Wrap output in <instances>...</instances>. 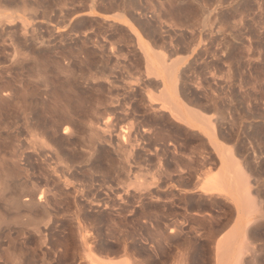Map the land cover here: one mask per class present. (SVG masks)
<instances>
[{"label":"rangeland","instance_id":"374dc122","mask_svg":"<svg viewBox=\"0 0 264 264\" xmlns=\"http://www.w3.org/2000/svg\"><path fill=\"white\" fill-rule=\"evenodd\" d=\"M260 241L264 0H0V264H254Z\"/></svg>","mask_w":264,"mask_h":264},{"label":"bare ground","instance_id":"6f19581e","mask_svg":"<svg viewBox=\"0 0 264 264\" xmlns=\"http://www.w3.org/2000/svg\"><path fill=\"white\" fill-rule=\"evenodd\" d=\"M174 4V3H173ZM219 10V9H218ZM216 15V14H215ZM214 15V16H215ZM160 17V16H159ZM217 18V17H216ZM222 19V18H221ZM218 20V19H217ZM214 23H216L215 21H214ZM217 24V23H216ZM219 32V31H218ZM152 41V40H151ZM148 43V42H147ZM139 45H141L140 43H139ZM141 47V46H140ZM158 47V46H157ZM156 47V48H157ZM142 48V47H141ZM140 48V49H141ZM150 49H151V47H150ZM153 50V49H152ZM161 51V50H160ZM152 52V51H151ZM158 52V54H159V51H157ZM142 53H143V58H144V62H145V64H146V67L148 68V69H150L151 70V72L152 73H154L155 72V69H154V67H156V65H161L164 69H165V73H166V75H167V77H168V81H169V83H172V85H173V88H174V94H176V62H173L172 64H167V61H166V58H165V56H161L160 54L159 55H154V56H156V58H157V61H154L153 60V58L151 57V55H150V53H149V51L147 50V49H144L143 51H142ZM226 55V54H225ZM158 72V71H157ZM156 72V73H157ZM158 76V75H157ZM258 81V80H257ZM256 82V81H255ZM262 82V81H261ZM245 83V82H244ZM247 83V82H246ZM241 84V83H240ZM255 86V85H254ZM255 88H256V86H255ZM259 87H257V89H258ZM73 90V89H72ZM166 91H167V87H166ZM260 91V90H259ZM170 92V91H169ZM70 94V93H69ZM74 94V93H73ZM178 94V93H177ZM260 95V94H259ZM248 96V95H247ZM256 96V95H255ZM59 97V96H58ZM72 97V96H71ZM69 99V98H68ZM166 101H164V103H162L161 105H163V109L165 110H167V112H169L170 114H171V116H173V118H177V119H181V120H184L185 118H186V116H191V115H193V114H196V113H194L193 112V110L194 109H189V108H186V110L185 111H182L181 110V108L179 107V105L176 103V97H175V95L174 96H172V95H169V93H167V97H166ZM55 100V99H54ZM66 100V99H65ZM46 102V101H45ZM60 103V102H59ZM93 104V103H92ZM186 104V103H185ZM44 105V104H43ZM62 106H64V105H62ZM185 106V105H184ZM68 107V106H67ZM102 107V106H101ZM161 107V106H160ZM188 107V106H187ZM63 108V107H62ZM192 108V107H191ZM87 109V108H86ZM156 109V108H155ZM46 110V109H45ZM88 112V111H87ZM157 112V111H156ZM47 113V112H46ZM50 113V112H49ZM60 113V112H59ZM104 113V112H103ZM166 113V112H165ZM43 114V113H42ZM149 114V113H148ZM151 114V113H150ZM69 115V114H68ZM77 115V114H76ZM94 115H95V113H94ZM93 115V116H94ZM82 116V115H81ZM90 116H91V114H90ZM92 116V117H93ZM157 116V115H156ZM196 116L198 117V118H196V119H199V116L196 114ZM60 117V116H59ZM52 118V117H51ZM95 118V117H94ZM99 118V117H98ZM192 118V117H191ZM26 119V118H25ZM53 119V118H52ZM116 119V118H115ZM203 119V118H202ZM59 120V119H58ZM66 120L68 121V119L66 118ZM65 120V121H66ZM81 120V119H80ZM181 120H179V121H181ZM200 120V119H199ZM66 121V122H67ZM90 121V120H89ZM113 121V120H112ZM137 121V120H136ZM186 121V120H185ZM185 121H184V123H185ZM204 121V120H203ZM58 122V121H57ZM111 122V121H110ZM34 123V122H33ZM88 123V122H87ZM186 123H188L187 121H186ZM207 123V122H206ZM54 124H56V123H54ZM71 124V123H70ZM114 124V123H113ZM116 124V123H115ZM204 124V123H203ZM213 124V123H212ZM82 125V124H81ZM210 126H212V125H210ZM81 127V126H80ZM90 127V126H89ZM97 127V126H96ZM99 127V126H98ZM101 127V126H100ZM112 127V126H111ZM114 127H116V126H114ZM207 128H208V124H207V126H206ZM34 129V128H33ZM101 129V128H100ZM211 129V128H210ZM78 130V129H77ZM102 130V129H101ZM106 130V129H105ZM212 130V129H211ZM214 130V129H213ZM210 131V133L207 135L208 136V139H209V141L208 142H210V145H212L211 144V142L213 143H215V144H213V145H216L217 143H216V140H215V130L214 131ZM70 131V130H69ZM72 131V130H71ZM83 131V130H82ZM90 131V130H89ZM95 131H97V129L95 130ZM123 131V130H122ZM127 131V130H126ZM145 131V130H144ZM148 131V130H147ZM115 132V131H114ZM218 132V131H217ZM30 133H32V132H30ZM77 133V132H76ZM97 133V132H96ZM102 133V132H101ZM106 133V132H105ZM126 133V132H125ZM142 133V132H141ZM145 133V132H144ZM34 134V133H33ZM36 134V133H35ZM43 134V133H42ZM50 134V133H49ZM48 134V135H49ZM69 134H71V133H69ZM41 135V134H40ZM109 135V134H108ZM124 135V134H123ZM129 135V134H128ZM38 137V136H37ZM36 137V138H37ZM90 137V136H89ZM99 137V136H98ZM104 137V136H103ZM33 138H34V136H33ZM90 139V138H89ZM105 139V138H104ZM32 140V139H31ZM40 140V139H39ZM46 140V139H45ZM33 141H35L34 139H33ZM37 141V140H36ZM42 141H43V139H42ZM86 141V140H85ZM108 141V140H107ZM38 142V141H37ZM44 142H46V141H44ZM92 142V141H91ZM130 142V141H129ZM128 142V143H129ZM41 143V142H40ZM76 143V142H75ZM68 145V144H67ZM101 145V144H100ZM114 145V144H113ZM212 145V146H213ZM29 146V145H28ZM32 146V145H31ZM48 146V145H47ZM75 146V145H74ZM36 147V146H35ZM57 147V146H56ZM78 147V146H77ZM87 147H88V145H87ZM40 148V147H39ZM49 148V147H48ZM113 148V147H112ZM128 148V147H127ZM53 149V148H52ZM54 149H55V147H54ZM79 149V148H78ZM217 149H218V152H219V154H221V156H222V158L224 159L225 157H226V159L228 158L227 156H228V154H226V155H224V153H222V151H221V149H220V146L217 144ZM38 150H40V149H38ZM58 150V149H57ZM94 150V149H93ZM131 150V149H130ZM227 150V149H226ZM48 151V150H47ZM64 151V150H63ZM82 151V150H81ZM84 151V150H83ZM88 151V150H87ZM109 151V150H108ZM119 151V150H118ZM230 151V150H229ZM42 152V151H41ZM46 152V151H45ZM57 152V151H56ZM70 153V152H69ZM87 153V152H86ZM89 153V152H88ZM87 153V154H88ZM92 153V152H91ZM217 153V152H216ZM227 153V152H226ZM131 154V153H130ZM231 154V153H230ZM44 155V154H43ZM58 155V154H57ZM92 155V154H91ZM126 155V154H125ZM121 156H122V154H121ZM120 156V157H121ZM38 157H39V155H38ZM57 157V156H56ZM80 157V156H79ZM114 157V156H113ZM72 158V157H71ZM116 158V157H115ZM57 159H59V158H57ZM90 159V158H89ZM97 159V158H96ZM66 160V159H65ZM105 160V159H104ZM116 160V159H115ZM57 161V160H56ZM106 161V160H105ZM119 161H121V160H119ZM55 162V161H54ZM61 162V161H60ZM65 162V161H64ZM70 162V161H69ZM108 162V161H107ZM59 163V162H58ZM78 163H80V162H78ZM134 163V162H133ZM107 164V163H106ZM76 165V164H75ZM119 165V164H118ZM127 165V164H126ZM63 166V165H62ZM65 166V165H64ZM78 166V165H77ZM99 166V165H98ZM39 167V166H38ZM95 167H96V165H95ZM128 167V166H127ZM236 167V166H235ZM71 168V167H70ZM237 168V167H236ZM45 169V168H44ZM233 169V168H232ZM39 170V169H38ZM101 170V169H100ZM112 170V169H111ZM131 170V169H130ZM241 170V169H240ZM21 171V170H20ZM107 171V170H106ZM228 171V170H227ZM233 171H236V170H233ZM233 171L231 172V173H233ZM229 172V171H228ZM243 172V171H242ZM52 173V172H51ZM99 173H100V171H99ZM241 173V172H240ZM41 174V173H40ZM66 174V173H65ZM20 175V174H19ZM44 175V174H43ZM42 175V176H43ZM62 175V174H61ZM91 175V174H90ZM98 175V174H97ZM139 175V174H138ZM229 175H230V173H229ZM228 175V176H229ZM28 176V175H27ZM75 176V175H74ZM140 176V175H139ZM23 177V176H22ZM63 177H65V176H63ZM110 177V176H109ZM237 177H238V175H236V173L234 172V174H231V176H230V178L228 177V182H227V185L228 186H230L231 187V185H233L234 183L233 182H235L236 181V179H237ZM240 177H241V174H240ZM240 177H239V179H240ZM73 178V177H72ZM117 179V178H116ZM45 180V179H44ZM119 180V179H118ZM73 181V180H72ZM103 181V180H102ZM125 181H127V180H125ZM49 182V181H48ZM58 182V181H57ZM76 182V181H75ZM88 182V181H87ZM90 182V181H89ZM217 184V183H216ZM59 185V184H58ZM89 185V184H88ZM102 185V184H101ZM116 185V184H115ZM124 185V184H123ZM220 185V184H219ZM218 185V186H219ZM247 185H248V183H247ZM27 186V185H26ZM33 186V185H32ZM31 186V187H32ZM239 186V185H238ZM51 187V186H50ZM241 187V186H240ZM18 188V187H17ZM99 188V187H98ZM122 188V187H121ZM213 188V187H212ZM216 188L218 189V187L216 186ZM220 188L221 187H219V189L218 190H220ZM224 188V187H223ZM242 188V187H241ZM42 189V188H41ZM50 189V188H49ZM63 189V188H62ZM70 189V188H69ZM104 189V188H103ZM129 189V188H128ZM214 190H215V187L213 188ZM216 189V190H217ZM12 190V189H11ZM17 190V189H16ZM111 190V189H110ZM231 190V189H230ZM72 191V190H71ZM95 191V190H94ZM102 191V190H101ZM127 191V190H126ZM232 194H231V196L230 197H232V202L234 203V209H236L235 210V212L237 211L238 213H239V219H238V222H237V224H236V226H240V224L242 225V223H244V225H245V223H249V219H245L247 216H245V214H247L246 213V210H248V209H246L247 207H248V204L246 205L244 202H245V196L247 197V195H245V196H243L244 197V200H242V193H246L247 194V192L249 191V187H246L245 189H240L239 187H238V190L237 189H233V186H232ZM238 191V192H237ZM145 192V191H144ZM34 193V192H33ZM42 193V192H41ZM40 193V194H41ZM106 193V192H105ZM238 193L239 194H241V196L240 195H238ZM249 193V192H248ZM39 194V195H40ZM57 194V193H56ZM82 194V193H81ZM84 194V193H83ZM86 194V193H85ZM117 194V193H116ZM230 194V193H229ZM26 195H28V194H26ZM44 195V194H43ZM46 195V194H45ZM55 195V194H54ZM114 195H115V193H114ZM249 195V194H248ZM59 196V195H58ZM139 196H140V194H139ZM238 196H240V198L238 197ZM19 197V196H18ZM18 197H12V199H13V204H15V206L14 207H17V208H20V207H22V206H25V207H30V206H32V205H34V203H35V199H37L38 201H39V199L41 198V195L39 196V197H35L34 198V195H29L28 196V199H27V201H22V199L21 200H19V198ZM50 197V196H49ZM102 197V196H101ZM107 197V196H106ZM110 197V196H109ZM58 198V197H57ZM115 198V197H114ZM81 199V198H80ZM104 199V198H103ZM117 199V198H116ZM249 199V198H248ZM25 200V199H24ZM42 200V199H41ZM45 200V199H44ZM48 200V199H47ZM51 200V199H50ZM62 200V199H61ZM99 200V199H98ZM63 201V200H62ZM82 201V200H81ZM117 201V200H116ZM37 202V201H36ZM40 203H41V201H39ZM45 202V201H44ZM93 202V201H92ZM249 202V201H248ZM125 203V202H124ZM145 203V202H144ZM246 203H247V201H246ZM36 204V203H35ZM96 204H97V202H96ZM74 205V204H73ZM111 205V204H110ZM126 205V204H125ZM46 206V205H45ZM144 206V205H143ZM33 207V206H32ZM129 207V206H128ZM138 207V206H137ZM76 208V207H75ZM117 208H118V206H117ZM121 208V207H120ZM130 208V207H129ZM49 209V208H48ZM67 209V208H66ZM115 209V208H114ZM28 210V209H27ZM73 210V209H72ZM87 210H88V208H87ZM131 210V209H130ZM51 211V210H50ZM58 211H59V209H58ZM62 211V210H61ZM77 211V210H76ZM75 211V212H76ZM93 211V210H92ZM133 211V210H132ZM56 212V211H55ZM249 212H250V210H249ZM248 212V214H250ZM251 212H253V211H251ZM46 213V212H45ZM122 213H124V212H122ZM145 212H144V209L143 208H141L140 210H136V209H134V211H133V217H134V221H138L139 219L138 218H146V216H145V214H144ZM55 214V213H54ZM78 214V213H77ZM231 214V213H230ZM235 214V213H234ZM247 214V215H248ZM121 216V215H120ZM149 216V215H148ZM232 216V215H231ZM244 216H245V218H244ZM118 217V216H117ZM123 217V216H122ZM132 217V216H131ZM234 217V216H233ZM105 218V217H104ZM247 218H250L249 216L247 217ZM85 219V218H84ZM87 219V218H86ZM123 219V218H122ZM128 219V218H127ZM231 219V218H230ZM111 220V219H110ZM155 220V219H154ZM228 220H229V218H228ZM247 220H249V221H247ZM48 221V220H47ZM102 221V220H101ZM129 221V220H128ZM145 221V220H144ZM231 221V220H230ZM253 221V220H252ZM75 222V221H74ZM87 222V221H86ZM174 222H176V221H174ZM91 223V222H90ZM144 223V222H143ZM149 223V222H148ZM168 223V222H167ZM46 224V223H45ZM69 224H71V223H69ZM68 224V225H69ZM111 224H112V226L111 227H113V225H117L118 224V221H114V219L112 220V222H111ZM110 224V225H111ZM127 224V223H126ZM153 224H154V222H153ZM175 224V223H174ZM233 224V223H232ZM93 225V224H92ZM157 225V224H156ZM163 226V225H162ZM246 226L247 225H245V228H246ZM38 227V226H37ZM62 227V226H61ZM73 227V226H72ZM75 227V226H74ZM85 227V226H84ZM234 227H235V225H234ZM233 227V228H234ZM70 228V227H69ZM161 228V227H160ZM172 228V227H171ZM121 229V228H120ZM235 229V228H234ZM69 230H71V229H69ZM232 230V232L234 231L233 229H231ZM236 230V229H235ZM175 231V230H174ZM238 231V230H237ZM231 231H230V233H232ZM234 232H236V231H234ZM37 233V232H36ZM81 233V232H80ZM107 233V232H106ZM109 233V232H108ZM151 233V232H150ZM155 233V232H154ZM175 233V232H174ZM229 233V234H230ZM42 234H44V233H42ZM75 234V233H74ZM117 234V233H116ZM161 234V233H160ZM173 234V233H172ZM171 234V235H172ZM233 234V233H232ZM67 235V234H66ZM156 235H158V234H156ZM234 235V234H233ZM233 235H228L229 237L230 236H232L233 237ZM46 236V235H45ZM89 236V235H88ZM149 236V235H148ZM159 236V235H158ZM49 237V236H48ZM92 237V236H91ZM96 237V236H95ZM173 237H174V235H173ZM247 237V236H246ZM74 238V237H73ZM249 238V237H248ZM256 238V237H255ZM254 238V239H255ZM59 239V238H58ZM86 239V238H85ZM171 239H172V237H171ZM51 240V239H50ZM87 240V239H86ZM85 240V241H86ZM157 240V239H156ZM162 240V239H161ZM227 240H228V238H227ZM230 240V239H229ZM228 240V241H229ZM245 240V239H244ZM80 241V240H79ZM84 241V242H85ZM228 241H226V242H228ZM231 241V240H230ZM229 241V242H230ZM248 241V240H247ZM87 242V241H86ZM85 242V243H86ZM122 242H124V241H122ZM156 242H158V247H160L159 245H163V244H160V242H159V240H157ZM246 242V241H245ZM65 243V242H64ZM131 243V242H130ZM162 243V242H161ZM232 243H234V241L232 242ZM231 243V244H232ZM76 244V243H75ZM81 244V243H80ZM155 245V244H154ZM251 245V244H250ZM225 246H226V244H225ZM246 246V244L244 245V248L246 249L247 248V246ZM249 246V245H248ZM65 247V246H64ZM71 247V246H70ZM79 247V246H78ZM89 247V246H88ZM91 247V246H90ZM163 247V246H162ZM174 247V246H173ZM252 248V249H251ZM61 249V248H60ZM75 249V248H74ZM160 249H162V248H160ZM244 249V250H245ZM63 250V249H62ZM243 250V249H242ZM125 251V250H124ZM245 251H247V252H251V251H253V253L254 252H257L258 253V255L257 256H259L258 257V259H257V261H256V259H255V261H253V262H255L254 264H264V242L263 241H260V242H258V243H256L255 245H253V247H251L250 246V248L249 249H246ZM126 253V252H125ZM60 254V253H59ZM64 254V253H63ZM218 254V253H217ZM85 255V254H84ZM173 254H171V256H172ZM237 255V254H236ZM235 255V256H236ZM240 255V254H239ZM243 255V254H242ZM255 255V254H254ZM63 256V255H62ZM32 257V256H31ZM241 257V256H240ZM45 258V257H44ZM62 258V257H61ZM93 258V257H92ZM172 258H173V256H172ZM218 258V257H217ZM236 258V257H235ZM239 258V257H238ZM31 259V258H30ZM72 259V258H71ZM89 259V258H88ZM95 259V258H94ZM10 260V259H9ZM43 261H44V259H42ZM220 260V259H219ZM235 260H237V259H234V261L233 260H229L228 262H227V264H251L250 262H252L251 261V259L250 260H248V259H246V258H244V257H241L240 259H238L237 261H235ZM18 262V261H17ZM31 262V261H30ZM64 262V261H63ZM72 262V261H71ZM70 262V263H71ZM83 262V261H82ZM152 262V261H151ZM220 262V261H219ZM33 263H36V262H33ZM57 263V262H56ZM92 263V262H91ZM61 264V263H60ZM69 264V263H68ZM110 264V263H109ZM112 264V263H111ZM155 264V263H154ZM223 264H224V262H223ZM226 264V263H225ZM253 264V263H252Z\"/></svg>","mask_w":264,"mask_h":264}]
</instances>
